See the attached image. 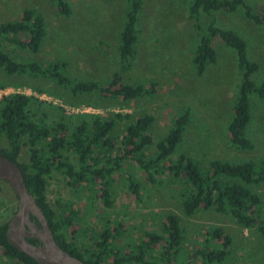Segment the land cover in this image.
<instances>
[{
  "label": "rangeland",
  "instance_id": "rangeland-1",
  "mask_svg": "<svg viewBox=\"0 0 264 264\" xmlns=\"http://www.w3.org/2000/svg\"><path fill=\"white\" fill-rule=\"evenodd\" d=\"M255 12L264 11V0H245ZM70 7L68 16H61L51 0H0V22L19 17L23 8L33 7L45 21V35L37 52L1 41L2 50L16 61L65 62L60 72L76 80L104 83L112 72H119L121 83L146 85L155 83L152 95L122 101L99 97L92 93H70L52 80L26 73L6 74L0 68V97L18 92L32 97L28 104L31 118L51 124L62 121L69 131L83 113H129L133 120L142 113L152 115L148 127L153 144L146 153H154V143L162 138L171 126L172 119L183 109L189 110L180 142L170 155L184 153L201 168L210 160L230 163L258 161L264 158V99L249 96L250 118L245 136L250 140L249 150L235 149L227 140L226 126L232 116V106L240 83L241 72L237 67L235 52L217 37L212 39L215 51L213 62H207L197 74L192 55L199 39L212 24L236 32L246 44V56L257 64L251 75L255 83L264 79V21L255 23L246 18L241 9L232 12H200L198 18L187 16L185 0H143L137 22V40L134 56L127 69L122 70L117 61L118 34L121 30L128 0H66ZM123 123L118 122L113 135L122 133ZM3 143V142H2ZM2 143L0 146H2ZM70 159L72 155L67 153ZM25 149L18 158L25 161ZM140 184L138 197L127 189L128 177ZM156 182L146 177L134 163L122 165L110 177L109 207H103L96 193L85 186L81 192L69 189L61 174L53 171L47 178L46 199L59 212L71 204L79 210L73 226L76 245L90 246L102 229L121 225L116 246L127 252L139 241L142 231L159 233L162 220L168 213L175 215L183 227L180 247L182 264L191 250L202 240L208 227H220L230 238L227 264H264V238L256 227L243 229L229 215L211 209L197 210L185 215L181 210L180 179L159 174ZM260 196L259 217L264 216V184L251 186ZM17 198L9 185L0 180V224L15 212ZM82 248V247H81ZM111 259H107L110 262ZM0 264H23L5 258L0 247Z\"/></svg>",
  "mask_w": 264,
  "mask_h": 264
},
{
  "label": "trees",
  "instance_id": "trees-1",
  "mask_svg": "<svg viewBox=\"0 0 264 264\" xmlns=\"http://www.w3.org/2000/svg\"><path fill=\"white\" fill-rule=\"evenodd\" d=\"M187 16L197 19L200 12H232L241 9L244 16L255 23L264 21V11L255 10L245 0H185ZM61 16L70 14L66 0H51ZM143 0H128L123 24L118 34L117 61L122 70L129 67L134 56L137 40V22ZM45 21L42 14L33 7L23 8L17 19L0 22V40L37 52L45 35ZM218 38L235 52L237 67L241 72L232 116L226 126L227 140L239 150L252 148L245 136V127L250 118L249 96L264 99V79L255 83L251 75L257 64L246 56L245 41L233 30L210 24L194 49L192 64L200 74L207 62H213L215 51L212 39ZM0 41V68L6 74L26 73L46 77L66 89L70 95L94 93L99 97L131 100L141 95H152L155 83H121L120 71L112 72L106 82L76 80L60 72L65 62L16 61L2 50ZM5 84L0 83V88ZM32 97L13 92L0 97V154L14 161L20 168L24 183L47 219L57 245L85 264H177L183 240V227L173 214H166L159 233L142 231L139 241L127 252L116 246L113 240L120 238L121 225L107 227L90 238V246L76 245L73 242L74 230L80 213L71 204L62 206L56 212L46 199L47 178L53 171L61 174L65 185L73 192H81L91 186L103 207H109L110 177L126 163H134L146 177L147 182L155 183L159 174L180 179L183 185L179 192L181 210L192 215L197 210L211 209L229 214L239 227H256L264 238V216L259 217L260 196L251 188L264 184V158L230 163L217 159L210 160L201 168L184 153H177L175 146L180 142L182 132L189 121L188 108L183 109L172 119L166 134L154 143V153L149 155L146 148L153 144L148 127L152 115L142 113L128 120L129 113H83L69 131L66 123L57 121L47 124L34 120L28 111ZM118 122L123 123L119 138L113 135ZM26 150L25 161L18 158ZM67 153L72 157L69 159ZM140 184L133 176L128 177L127 189L138 197ZM37 225L36 219L31 216ZM6 222L0 224V247L5 258L15 259L23 264H38L24 252L8 243ZM36 244L37 240L26 238ZM230 245L229 236L220 227H207L200 244L191 250L190 256L182 264H227L226 257ZM107 259H111L110 262Z\"/></svg>",
  "mask_w": 264,
  "mask_h": 264
},
{
  "label": "water",
  "instance_id": "water-1",
  "mask_svg": "<svg viewBox=\"0 0 264 264\" xmlns=\"http://www.w3.org/2000/svg\"><path fill=\"white\" fill-rule=\"evenodd\" d=\"M0 180L9 185L17 198L15 212L6 224L8 243L38 264H85L57 245L47 219L24 183L20 168L1 154ZM31 216L38 225L30 219ZM27 237L36 239L37 243L27 241Z\"/></svg>",
  "mask_w": 264,
  "mask_h": 264
},
{
  "label": "flooded vegetation",
  "instance_id": "flooded-vegetation-1",
  "mask_svg": "<svg viewBox=\"0 0 264 264\" xmlns=\"http://www.w3.org/2000/svg\"><path fill=\"white\" fill-rule=\"evenodd\" d=\"M29 238H31V237H29ZM34 239V238H33Z\"/></svg>",
  "mask_w": 264,
  "mask_h": 264
}]
</instances>
